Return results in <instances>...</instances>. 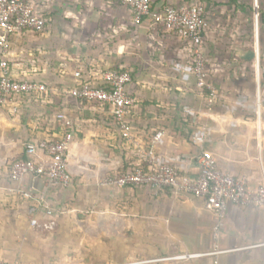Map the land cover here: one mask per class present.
I'll return each instance as SVG.
<instances>
[{
  "label": "crops",
  "instance_id": "crops-1",
  "mask_svg": "<svg viewBox=\"0 0 264 264\" xmlns=\"http://www.w3.org/2000/svg\"><path fill=\"white\" fill-rule=\"evenodd\" d=\"M33 1L47 26L11 37L10 69L14 78L44 83L46 90L11 95L0 104V259L23 264H215L216 259L219 264H264V205L229 202L218 243L230 250L211 255L205 253L216 245V218L205 199L168 188L104 183L136 165L149 169L154 160L148 151L159 131L164 135L153 149L155 158L186 175H197V155L206 151L224 170L248 175L251 187L262 183L264 26L259 9L264 11V0H258L257 22L255 4L253 11L249 8L252 0H150L156 10L197 1L205 5L207 65L220 91L213 105L197 87L190 41L154 25L150 16L135 23L124 0ZM126 68L132 73L127 88L135 98L127 119L138 143L122 137L108 104L70 94L81 82L104 86L107 69ZM60 112L74 128L68 155L71 185L52 187L33 175L13 182L9 163L27 157L26 143L62 136ZM199 134L204 141L196 139ZM22 188L44 192L54 214L41 212L39 225L32 226L27 215L31 200L17 192Z\"/></svg>",
  "mask_w": 264,
  "mask_h": 264
},
{
  "label": "built area",
  "instance_id": "built-area-1",
  "mask_svg": "<svg viewBox=\"0 0 264 264\" xmlns=\"http://www.w3.org/2000/svg\"><path fill=\"white\" fill-rule=\"evenodd\" d=\"M134 12V22L140 24L146 16L153 19L154 25L164 27L182 35L191 43L192 70L196 77L197 87L203 92L209 105L216 103L220 91L209 72L205 53V34L203 25L206 18V7L200 2L168 4L161 10L153 9L150 0H124ZM255 3V19L258 20V0ZM47 21L36 9L33 0H0V104L6 102L11 95L43 92L46 85L32 80L14 78L10 69V42L14 34L24 30L43 31ZM258 49V44H257ZM259 62V53L258 60ZM76 76L81 72L77 70ZM104 86L91 83H78L70 89V94L82 101H93L108 104L118 123L122 137L133 143H138L134 137L133 126L127 119L135 98L128 91L132 81L130 69H107L103 72ZM260 103V102H259ZM260 116V113H258ZM63 128L59 139H42L28 142L25 145L27 157L14 159L9 163V177L13 182L21 183L28 175L43 178L47 184L56 188H67L72 183L69 170L68 155L74 138V128L71 119L64 113L57 114ZM260 120V118H259ZM260 130V129H259ZM164 133L159 131L152 139L148 154L154 164L145 169L142 165L133 166L122 173L107 177L104 183L119 186H151L156 191L171 189L175 194H187L205 199L207 208L214 214L215 248L205 254L218 255L230 249L219 247V237L223 220L228 213L229 202L242 207L248 205H264V168L263 181L255 188L250 185L246 174L236 175L219 166L215 155L202 151L197 155L199 171L196 176H189L178 166L157 160L154 147L161 143ZM198 141H204V135L196 136ZM25 199L31 203L27 215L32 226L39 225L41 212L54 214V208L49 204L44 192L36 194L33 189H18ZM204 254V253H203ZM200 255V254H196ZM195 256V255H192ZM0 264H23L18 260L0 259ZM219 264V260H215Z\"/></svg>",
  "mask_w": 264,
  "mask_h": 264
},
{
  "label": "trees",
  "instance_id": "trees-1",
  "mask_svg": "<svg viewBox=\"0 0 264 264\" xmlns=\"http://www.w3.org/2000/svg\"><path fill=\"white\" fill-rule=\"evenodd\" d=\"M152 6V5H151ZM250 10L253 11L254 10V5H249ZM259 21H260V26L261 29H263L262 27L264 26V11L261 9H259Z\"/></svg>",
  "mask_w": 264,
  "mask_h": 264
},
{
  "label": "rangeland",
  "instance_id": "rangeland-1",
  "mask_svg": "<svg viewBox=\"0 0 264 264\" xmlns=\"http://www.w3.org/2000/svg\"><path fill=\"white\" fill-rule=\"evenodd\" d=\"M259 3H261V0L259 1ZM255 3L253 2V0H252V2L250 3V5H254ZM252 21L254 22V20L252 19ZM251 21V22H252ZM253 27H254V25H253ZM45 236V238H47L46 236H48V234H46V235H44ZM42 261V260H41Z\"/></svg>",
  "mask_w": 264,
  "mask_h": 264
},
{
  "label": "water",
  "instance_id": "water-1",
  "mask_svg": "<svg viewBox=\"0 0 264 264\" xmlns=\"http://www.w3.org/2000/svg\"><path fill=\"white\" fill-rule=\"evenodd\" d=\"M103 217L102 218H104V217H106L107 215L106 214H104V215H102Z\"/></svg>",
  "mask_w": 264,
  "mask_h": 264
}]
</instances>
